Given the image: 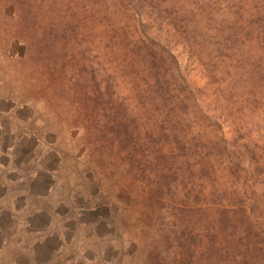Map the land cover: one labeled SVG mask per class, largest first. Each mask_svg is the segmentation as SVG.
<instances>
[{
    "label": "rangeland",
    "instance_id": "rangeland-1",
    "mask_svg": "<svg viewBox=\"0 0 264 264\" xmlns=\"http://www.w3.org/2000/svg\"><path fill=\"white\" fill-rule=\"evenodd\" d=\"M264 0H0V264H264Z\"/></svg>",
    "mask_w": 264,
    "mask_h": 264
},
{
    "label": "trees",
    "instance_id": "trees-1",
    "mask_svg": "<svg viewBox=\"0 0 264 264\" xmlns=\"http://www.w3.org/2000/svg\"><path fill=\"white\" fill-rule=\"evenodd\" d=\"M256 8H258L259 10H261V8L263 9V13H264V5L262 6H259V7H256ZM258 47H259V49H257V50H259V51H263V53H264V38L263 39H261L260 40V45H257Z\"/></svg>",
    "mask_w": 264,
    "mask_h": 264
}]
</instances>
